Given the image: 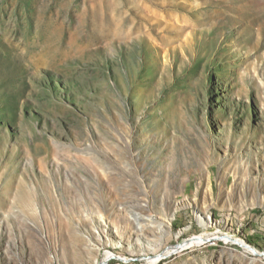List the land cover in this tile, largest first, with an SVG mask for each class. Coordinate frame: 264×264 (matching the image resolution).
I'll use <instances>...</instances> for the list:
<instances>
[{"label": "rangeland", "instance_id": "374dc122", "mask_svg": "<svg viewBox=\"0 0 264 264\" xmlns=\"http://www.w3.org/2000/svg\"><path fill=\"white\" fill-rule=\"evenodd\" d=\"M0 264H264V0H0Z\"/></svg>", "mask_w": 264, "mask_h": 264}, {"label": "bare ground", "instance_id": "6f19581e", "mask_svg": "<svg viewBox=\"0 0 264 264\" xmlns=\"http://www.w3.org/2000/svg\"><path fill=\"white\" fill-rule=\"evenodd\" d=\"M142 208H143L144 210H146V209H147V206L145 205V206H143ZM139 221H143V220H140V219L138 220V226L143 227V226H144V222H143V225H142V223H139ZM145 222H146V223H145L146 226H151V223H152L153 221L151 220V218H149V220H146ZM202 239H204V236H199V237H197L196 239H193L192 241H190L189 244L200 243V242L202 241ZM105 258H107V257H105Z\"/></svg>", "mask_w": 264, "mask_h": 264}]
</instances>
